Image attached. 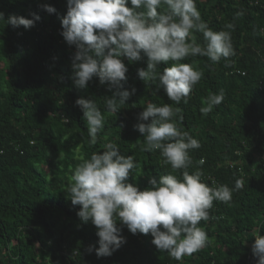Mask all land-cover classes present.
<instances>
[{"label":"trees","instance_id":"1","mask_svg":"<svg viewBox=\"0 0 264 264\" xmlns=\"http://www.w3.org/2000/svg\"><path fill=\"white\" fill-rule=\"evenodd\" d=\"M44 4L56 12L48 14ZM196 5L213 31L230 32L236 54L215 64L199 55L180 61L203 75L188 103L178 105L162 88L153 94L158 78H138L137 69L147 68L146 57L130 63L122 56L128 68L123 87L136 93L115 113L105 103L115 88L97 77L86 89L74 85L76 48L61 35L67 0H0V264H256L251 245L255 235H264V0H196ZM33 14L40 19L28 30L6 22L9 16L33 19ZM193 38L204 46L202 33L193 31L189 42ZM172 63L161 64L157 72ZM221 91L222 103L203 114L206 98ZM81 97L94 101L104 116L95 144L75 104ZM148 103L181 109L173 122L201 144L189 151L192 163L186 170H201L209 187L227 185L232 198L213 201L209 219L198 225L207 233L206 246L181 261L159 251L150 234L133 235L119 221L126 243L98 258L88 251L99 246L97 229L79 220L80 206L66 193L83 160L114 143L121 155L134 157L137 167L127 182L140 190L149 187L151 177L182 179L184 170L165 165L160 150H141L144 137L133 126ZM237 179L243 181L239 190Z\"/></svg>","mask_w":264,"mask_h":264},{"label":"clouds","instance_id":"2","mask_svg":"<svg viewBox=\"0 0 264 264\" xmlns=\"http://www.w3.org/2000/svg\"><path fill=\"white\" fill-rule=\"evenodd\" d=\"M41 7L48 14L56 12L50 4ZM0 19H4L2 12ZM39 19L37 14H33V19L9 16L6 22L13 28L23 26L28 30ZM61 25L63 39L76 48L72 58L74 85L86 89L97 77L100 84L115 88L105 100L108 110L115 113L136 93L134 87L131 90L123 87L128 68L122 56L130 63L146 57L147 68L137 69L138 78L143 82L158 78L159 85L153 94L162 88L178 105L181 101L188 103L193 87L203 75L180 61L199 55L215 64L236 54L230 32L213 31L202 20L196 0H67V13L61 18ZM226 27L233 29L234 25ZM193 31L203 34L204 46L194 38L189 42ZM169 61L172 65L158 73L157 68ZM223 99V91L211 94L206 98L207 106L200 111L208 114ZM75 104L83 112L90 142L95 144L104 116L91 99L81 97ZM180 112L179 107L173 109L169 104L148 103L133 127L144 137L141 150H160L165 165L174 171L184 170L182 179L174 174L159 176L158 180L151 177L149 187L140 190L127 182L130 172L137 167L134 157L121 155L114 143L106 144L102 154L92 153L90 159L75 168L73 183L66 193L73 206H80L79 220L91 222L97 229L99 246L90 245L89 253L95 251L98 258L108 257L126 243L117 221L133 235L150 234L151 243L176 261L206 246L207 233L198 225L209 219L208 210L214 200L225 203L231 200L233 189L227 185L209 187L201 181V170L192 174L186 170L192 163L189 151L199 149L201 144L173 122ZM149 118L151 122L146 123ZM179 119L182 121L183 116ZM242 186L243 181L237 179L235 190ZM251 251L256 264H264V235L254 236Z\"/></svg>","mask_w":264,"mask_h":264}]
</instances>
